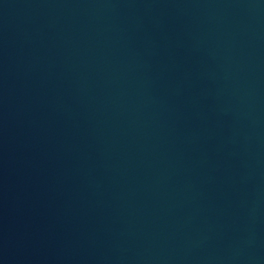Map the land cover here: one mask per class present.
<instances>
[{
  "label": "water",
  "instance_id": "95a60500",
  "mask_svg": "<svg viewBox=\"0 0 264 264\" xmlns=\"http://www.w3.org/2000/svg\"><path fill=\"white\" fill-rule=\"evenodd\" d=\"M0 179L38 264H264V0H0Z\"/></svg>",
  "mask_w": 264,
  "mask_h": 264
}]
</instances>
